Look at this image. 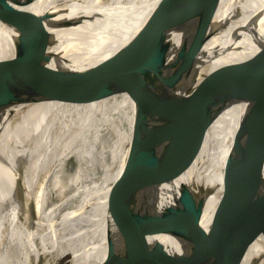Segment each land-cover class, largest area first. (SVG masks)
<instances>
[{"label": "water", "instance_id": "obj_1", "mask_svg": "<svg viewBox=\"0 0 264 264\" xmlns=\"http://www.w3.org/2000/svg\"><path fill=\"white\" fill-rule=\"evenodd\" d=\"M222 1L181 0L177 10L162 13L128 39L124 35L121 45L119 33L86 42L85 49L72 53L87 54L81 61L66 55L30 57L20 44L15 47V66L6 71L0 64V121L8 108L19 104L79 106L120 95L134 99L131 125L125 119L117 133L120 140L113 134L109 143L102 220L105 251L97 264H146L150 234L172 235L179 240L178 250L185 246L170 264H233L235 244L226 252L219 249L223 257H212L210 243L203 241L190 256L205 226L177 227L199 217L203 203H190L184 194L178 195L176 207L158 223L153 218L158 204L186 171L212 167V144L206 146V140L221 114L235 107L233 116L240 128L264 113V53L258 60L235 63L218 55L229 8L228 0ZM178 9L172 36L165 32ZM14 17L2 13L0 22L13 24ZM47 45L46 40L43 46ZM110 45L119 46L110 50ZM220 59L222 63L214 66ZM247 131L231 142L222 167L214 166L229 176L231 185L218 206L225 214L219 212L207 232L232 237L246 225L249 239L263 246L252 264H264V121H255ZM238 186L249 188L247 200L231 192ZM185 205L193 211L187 212ZM84 242L71 247L77 250ZM66 246L50 252L45 261L34 258L28 264H79ZM92 246L87 239L85 251ZM154 249L156 258L150 262L159 264L167 255L160 243Z\"/></svg>", "mask_w": 264, "mask_h": 264}, {"label": "bare ground", "instance_id": "obj_2", "mask_svg": "<svg viewBox=\"0 0 264 264\" xmlns=\"http://www.w3.org/2000/svg\"><path fill=\"white\" fill-rule=\"evenodd\" d=\"M169 1L0 0V15L15 16L13 24L0 22V64L6 71L11 70L16 64L15 47L20 44L25 46L30 57L66 55L71 61H81L87 54L74 56V50L79 52L85 49L86 42L89 45L116 33L120 34L117 40L121 45L124 35L130 38V33L148 27L153 19L168 10H177L181 3V0L177 4ZM227 4L229 8L218 55L227 63L262 58L264 0H228ZM17 18L22 21L21 25L17 24ZM179 18L178 9L165 33L170 32L173 36ZM46 40L48 45L43 46ZM119 45H110V50ZM219 62L222 60L214 61V66ZM133 105L132 97L120 95L79 106L39 103L8 108L0 121V264H28L34 258L37 260L54 250H61L63 245H67L66 250L74 253L76 258H82L83 264H97L103 259V194L109 163V138L116 134L120 140V126L125 119L131 125ZM235 109L221 114L211 127L212 134L207 138L206 146L212 144L215 159L212 167L186 171L172 192L158 204L153 218L158 223L169 208L176 207L178 195H185L190 203H203L199 217L177 227L190 229L193 223L205 226L206 232L193 243L190 256L203 241L210 243L211 247L207 245L212 257H223L220 250L226 252L228 245L235 244L233 264H252L263 246L259 240L249 239L246 225L235 230L237 236L231 233L232 237L207 232L219 212L225 214L218 206L228 191L227 185H231L229 176L214 166L222 167L231 142L240 135L246 136L250 124L264 121L262 113L239 128L237 116H233ZM76 159L90 165V172L95 169L98 175L95 181L87 179L90 183L78 188L79 201L58 218L56 212L52 215L51 207V201L59 191L58 174L59 171L65 173L69 168L66 163ZM80 172L71 171L69 177L73 184L79 183L83 176ZM183 188L188 189L187 193ZM231 192L244 201L249 188L238 186ZM184 207L187 212L193 211ZM23 213L31 214L30 221L27 216L26 223L21 222ZM87 239L93 245L88 252L85 251ZM146 239L149 256L146 264H152L150 261L156 258L155 243H160L167 255L159 264H170L175 253L185 249L183 245L178 250L179 240L172 235L150 234ZM76 241L85 242L75 250L71 244Z\"/></svg>", "mask_w": 264, "mask_h": 264}, {"label": "rangeland", "instance_id": "obj_3", "mask_svg": "<svg viewBox=\"0 0 264 264\" xmlns=\"http://www.w3.org/2000/svg\"><path fill=\"white\" fill-rule=\"evenodd\" d=\"M111 138H112V136L109 138V143L111 141ZM66 165L69 166V168H68L69 170L66 168L69 171V173L67 170L65 171V173H62L59 171V174H58L59 191H57V193L54 195V197L51 201V207L53 208L52 209V215H53V213L55 214V212H56V214H57L56 216H58V218L66 210H68V208L72 204H75V202L79 201L80 197H78L79 196V194L77 192L78 188L82 189L84 186H87L90 183L89 182L90 179L95 181L97 178V175H98L96 173L95 169L92 170L93 172H90V170H91L90 165L86 166V165L82 164L81 161H79V159L78 160L76 159L75 161H73V163H70V161H69L66 163ZM51 167H53V166H51ZM74 170H78L79 172L81 171L82 175H83V176H81L79 183H76V184L75 183L73 184V182L70 180L71 178L69 177L71 175V171H74ZM87 179H89V180L87 181ZM50 184H48L47 187H49ZM22 215H23L22 216L23 220L21 222L26 223V221H27L26 217L28 216V220H29V216L31 214L28 215V213H23ZM58 218H56V219H58ZM22 223H20V224L22 225ZM46 257H50V256L45 255V256L41 257V259H44L42 261H45ZM76 259L79 260V262H78L79 264H83L82 258L78 257Z\"/></svg>", "mask_w": 264, "mask_h": 264}]
</instances>
